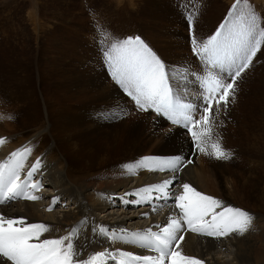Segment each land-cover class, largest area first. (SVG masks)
Masks as SVG:
<instances>
[{
	"label": "bare ground",
	"instance_id": "6f19581e",
	"mask_svg": "<svg viewBox=\"0 0 264 264\" xmlns=\"http://www.w3.org/2000/svg\"><path fill=\"white\" fill-rule=\"evenodd\" d=\"M3 22L0 23L2 33L9 30L8 25ZM8 37L10 36L0 35V117H2L0 137L7 138V142L0 147V162L6 161L12 151L31 143L32 153L28 161L34 162L37 157L43 161L41 172L34 176V180H39L42 184L35 195L42 198L36 201L18 199L0 206V211L8 217H23L29 223L49 225L50 231L44 233L42 239L58 238L66 235L67 230L73 226H79L80 238L76 243L83 245L86 238L89 241L83 253L85 258L88 254L104 251L105 248L113 253L119 248L138 255H156L131 244L95 242L96 237L91 228L104 225L112 231L124 229L130 233L151 227L153 231H158L155 225L163 226L167 222V216L179 212V209L174 207V199L170 197L165 202L154 198L150 203L135 204L125 201H133L138 197L124 194L161 183L175 175L177 179L170 188L172 193L179 195L182 192L179 185L189 183L198 191L222 201L223 206L243 209L253 217L249 231L243 235L232 234L220 240L185 231L182 233L185 237L181 244L183 253L201 258L205 264H264V202H261L264 199L256 194L253 196L247 194L248 190L244 191L245 194L237 195L241 185L238 186V182L228 177L230 168L228 162L224 163L223 168L220 167L222 162L214 163L211 171L206 172L208 161L213 157L199 153L192 138L188 137L187 129L167 123L165 121L168 120L167 117L156 114L148 118L142 134L140 131L127 134L129 127L123 122L122 117L98 118V114L105 110H111L119 115L123 103L121 96L115 97L117 101L116 103L114 101L115 106L112 109L108 104L104 106L93 103L89 107H78V116L75 110L60 113L62 133L65 132L63 130L72 127L83 131L84 134H76V137L74 134H48V112L46 111L47 115L46 112H42V116L41 113H37V108L34 107V87L26 85L23 77L26 66H23L20 47L8 48V54L5 51L6 47L14 42L12 39L13 42H10ZM191 80V77L187 78L186 86L180 89V96L183 99L187 97L190 103L196 104L200 90L198 83L195 84ZM235 87L237 88V85ZM96 89L97 85L93 83L91 93L85 96L89 100L93 99L92 93L96 94ZM85 96L82 95L83 100ZM243 99L244 97H241L240 101ZM233 109L232 113L239 114V111ZM9 116L14 118L9 119ZM237 135L236 140H240ZM223 136L225 135L223 134L219 141L223 146H226L224 142H227L228 149L227 146L223 147L227 152L232 154L235 146H241L234 145L233 151L230 152L229 144L232 140ZM212 139L216 140V134H213ZM177 155L183 156L185 162L188 161V156H191L189 160L192 163L182 165L181 170L175 174L171 171H149L148 168L136 169L135 175L124 174L123 165L138 162L139 157L168 159ZM237 157L232 159L230 164L234 165ZM149 166L154 167L152 164ZM24 175L25 172L22 171L21 177ZM53 197H59V203L52 211H47ZM153 207L156 211H153ZM142 213L148 215L144 216ZM80 221L85 223L80 225ZM107 264L116 262L109 260Z\"/></svg>",
	"mask_w": 264,
	"mask_h": 264
},
{
	"label": "snow or ice",
	"instance_id": "6c2138e0",
	"mask_svg": "<svg viewBox=\"0 0 264 264\" xmlns=\"http://www.w3.org/2000/svg\"><path fill=\"white\" fill-rule=\"evenodd\" d=\"M232 7L235 10L238 4ZM233 14L230 12L229 15ZM193 15L192 12L188 13L189 23ZM241 19L239 28H230L231 21L221 24L216 33L203 42L192 37V52L203 65L202 74L191 73L199 85L198 104L183 103L180 96V89L186 86L190 70L181 72L166 67L139 37L112 40L107 47L102 42L100 51L112 78L135 102L139 111L152 110L157 116L167 117L173 125L187 129L199 153L217 160H227L231 158V153L223 149L219 138L212 139L214 116L221 106L227 109L229 98L235 99L236 81L251 66L264 42V30L259 28L254 15L241 13ZM98 35L105 40L111 36L102 27H98ZM197 111L201 112L200 119L193 117ZM122 115L123 109L119 110V115L105 110L98 114V118L117 119ZM6 142L7 138L0 137V147ZM31 153L29 143L12 151L6 161L0 162V206L18 199L36 201L42 198L35 195L42 184L34 180V176L41 172L43 161L37 157L34 162H29ZM188 163L192 161L185 162L181 155L168 159L143 157L138 162L123 165V168L124 174L128 175H135L138 168L175 174ZM150 164L154 167H150ZM22 171L25 172L23 178ZM176 179L173 175L161 183L124 194L138 197L125 203H150L154 198L165 202L170 197L174 199V207L179 212L167 216L163 226L155 225L158 231H153L151 227L130 233L124 229L112 231L104 225L91 228L95 242L131 244L156 255H138L119 248L113 253L105 248L85 258L83 253L89 241L86 238L83 245L76 243L80 238L79 226H73L66 235L58 238L42 239L44 233L50 231L49 225L29 223L26 218L8 217L0 211V264H107L109 260L116 264H205L203 259L183 253L181 244L185 237L182 233L187 231L220 240L249 231L253 219L250 213L223 206L222 201L198 191L189 183L179 185L182 192L176 195L170 191ZM59 200V197H53L47 211H52ZM153 211H156L155 207ZM142 215L147 216L148 213ZM84 223L79 222L80 225Z\"/></svg>",
	"mask_w": 264,
	"mask_h": 264
},
{
	"label": "rangeland",
	"instance_id": "374dc122",
	"mask_svg": "<svg viewBox=\"0 0 264 264\" xmlns=\"http://www.w3.org/2000/svg\"><path fill=\"white\" fill-rule=\"evenodd\" d=\"M234 4H238L235 10ZM190 12L194 13L191 23ZM230 12L234 14L230 16ZM241 13L254 15L257 25L264 30V0H0V23L4 21L9 27L0 35L10 36L9 41H14L6 47V53L8 48L20 47L23 66H26L23 77L26 85L34 87V107L41 116L48 112V134H74L75 137L84 134L72 127L62 133L60 115L75 110L78 116V107L93 103L108 104L112 109L116 96L123 100L121 117L129 127L127 134L135 131L142 134L144 123L156 113L139 111L112 78L100 51L102 42L107 47L112 40L139 37L166 67L181 72L189 69L188 78L197 84L191 73L202 74L203 65L192 52V37L203 42L229 21L230 28H239ZM98 27L110 33V38L105 40L99 36ZM93 83L97 85L96 94L92 93L94 98L89 100L85 95L91 93ZM236 85L235 99H230L227 109L221 106L214 116L213 133L219 140L223 134L225 138L230 137L233 143L229 144L230 152L234 145L241 146L234 147L230 159L213 157L208 161L206 172L211 171L214 163L222 162L223 168L228 162V177L245 187H240L237 195L248 190L247 194L264 199V42ZM241 97H244L242 101ZM182 102L190 103L187 97ZM233 108L239 114L232 113ZM200 115L199 111L193 113L195 119H200ZM236 157L234 165L230 164Z\"/></svg>",
	"mask_w": 264,
	"mask_h": 264
}]
</instances>
